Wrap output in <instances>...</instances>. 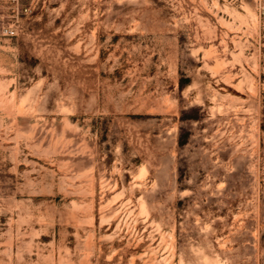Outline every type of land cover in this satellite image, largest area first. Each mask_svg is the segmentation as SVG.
Here are the masks:
<instances>
[{"label": "rangeland", "instance_id": "rangeland-1", "mask_svg": "<svg viewBox=\"0 0 264 264\" xmlns=\"http://www.w3.org/2000/svg\"><path fill=\"white\" fill-rule=\"evenodd\" d=\"M0 264H264V0H0Z\"/></svg>", "mask_w": 264, "mask_h": 264}]
</instances>
